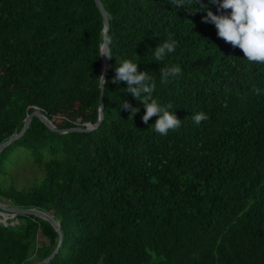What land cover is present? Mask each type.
I'll return each instance as SVG.
<instances>
[{"label": "trees", "instance_id": "16d2710c", "mask_svg": "<svg viewBox=\"0 0 264 264\" xmlns=\"http://www.w3.org/2000/svg\"><path fill=\"white\" fill-rule=\"evenodd\" d=\"M100 1L112 56L101 121L94 0H0V144L34 110L61 130L99 122L60 134L34 116L0 151V176L9 178L0 204L58 222L62 241L47 264H264V65L219 39L195 2ZM169 36L175 51L155 62L153 49ZM125 59L149 71L153 99L173 105L179 129L156 133L157 118L143 123V105L111 83ZM172 65L182 75L162 84L160 69ZM125 101L140 109L132 118ZM198 112L208 116L199 125ZM18 146L43 172L21 189L5 169ZM15 220L0 223V264H34L54 251L59 236L47 221Z\"/></svg>", "mask_w": 264, "mask_h": 264}, {"label": "clouds", "instance_id": "9594fccd", "mask_svg": "<svg viewBox=\"0 0 264 264\" xmlns=\"http://www.w3.org/2000/svg\"><path fill=\"white\" fill-rule=\"evenodd\" d=\"M193 2L199 5L196 11L204 9L202 12L205 15L202 22L214 25L219 39L230 44L233 48H238L243 53V59L249 64L264 65V0H209V4L215 5L217 12L221 14H214L209 10L207 4L201 3V0H171L172 5L178 9L187 8ZM176 47L177 41L169 36L167 40L159 43L153 49L154 61L162 62L166 55L175 51ZM100 56L112 59L111 51L106 44L101 45ZM114 71L115 76L111 83L123 82L126 84L127 93L143 105L144 115L141 118L143 123L147 124L150 118L156 117L152 127L156 133L162 136L180 128L182 121L173 114V111H169L173 105L169 103L161 106L157 100L153 99L156 85L152 76L149 75V71H138L137 63H133L129 59L120 62ZM180 75H182V69L178 65L160 69L162 84H167L170 79L178 78ZM98 80L103 86L108 83L103 76ZM254 92L261 94L260 89H255ZM121 108L129 111L131 118L140 111L139 108L132 107L126 101L122 102ZM192 119L195 124L199 125L202 121L207 120L208 116L203 112H198L192 116Z\"/></svg>", "mask_w": 264, "mask_h": 264}, {"label": "water", "instance_id": "95a60500", "mask_svg": "<svg viewBox=\"0 0 264 264\" xmlns=\"http://www.w3.org/2000/svg\"><path fill=\"white\" fill-rule=\"evenodd\" d=\"M94 2H95L96 6H97V8L101 14L102 23H103V29H102L103 42L101 45L106 44L108 46L107 32L109 30V17H108L106 10L104 9L101 1L100 0H94ZM100 54H101V46H100ZM109 63H110V59H108L106 56H101V68H100L99 78L101 76H103L104 79L106 78V75H107L108 69H109ZM99 86H100V97H99V104H98V119H99V121H101L103 119V85L100 81H99ZM34 116L39 118L45 124V126L48 129H50L53 132L60 133V134L73 132V131L90 132L92 130L97 129L99 126V122H97L95 127L92 129L78 128L77 127V128H70V129H62L61 130V129H58L56 126H54L52 124V122L45 115H43L40 111L34 110L29 115H27V117L25 118L21 130L18 133L14 134L7 141L0 144V151H2L4 148L9 146L12 142H14L18 138H20L25 133V131L27 130V128H28V126H29V124H30V122ZM13 215H15V216L16 215H30V216L41 218V219L47 221L54 228V230L58 233L59 240H58V244L55 247L54 251L45 259L34 263V264H47L53 258V256L57 253L59 246H60V243L62 241V234H61L58 222L42 210L22 209V208H18V207H14V206H7V205L0 204V223L4 224V222H6V220L9 218V216H13Z\"/></svg>", "mask_w": 264, "mask_h": 264}, {"label": "rangeland", "instance_id": "374dc122", "mask_svg": "<svg viewBox=\"0 0 264 264\" xmlns=\"http://www.w3.org/2000/svg\"><path fill=\"white\" fill-rule=\"evenodd\" d=\"M5 169L14 176V183L18 189L34 186L43 179L42 170L34 164L29 151L24 147H15L7 154ZM0 183L2 187L4 183H9V178L0 176ZM12 220L8 218L6 221Z\"/></svg>", "mask_w": 264, "mask_h": 264}, {"label": "built area", "instance_id": "2783aa9c", "mask_svg": "<svg viewBox=\"0 0 264 264\" xmlns=\"http://www.w3.org/2000/svg\"><path fill=\"white\" fill-rule=\"evenodd\" d=\"M9 218H12L13 220L10 221V222H4V225H7L8 223L11 224V225H14V224H17V221L15 220L16 216L13 215V216H10ZM3 224V223H2Z\"/></svg>", "mask_w": 264, "mask_h": 264}]
</instances>
